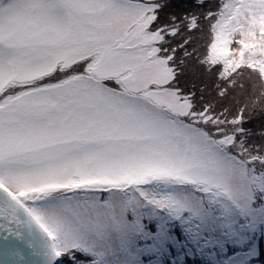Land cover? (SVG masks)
Masks as SVG:
<instances>
[{"label":"snow or ice","instance_id":"snow-or-ice-1","mask_svg":"<svg viewBox=\"0 0 264 264\" xmlns=\"http://www.w3.org/2000/svg\"><path fill=\"white\" fill-rule=\"evenodd\" d=\"M0 264H264V0H0Z\"/></svg>","mask_w":264,"mask_h":264}]
</instances>
